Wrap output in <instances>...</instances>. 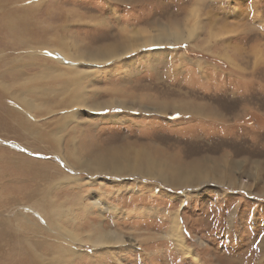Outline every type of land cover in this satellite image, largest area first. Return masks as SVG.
<instances>
[{
  "label": "rangeland",
  "instance_id": "obj_1",
  "mask_svg": "<svg viewBox=\"0 0 264 264\" xmlns=\"http://www.w3.org/2000/svg\"><path fill=\"white\" fill-rule=\"evenodd\" d=\"M12 19L40 33L49 27L89 54L130 52L76 68L97 74L93 83L81 81L88 87L77 95L94 103L80 100L84 107L36 120L67 140L72 158H64L67 143L29 150L16 125L0 121L12 126L0 128V217L37 220L14 199L39 183L13 170L11 163L29 158L62 178L48 196L63 227L47 231L46 241L69 234L78 256L66 264H264V61L254 66L250 54L264 44V0H0V49L14 47L5 23ZM159 32L165 41L146 43ZM135 56L143 60L124 64ZM7 104L0 93V119ZM12 186H23L20 196ZM9 199L18 202L3 210ZM175 212L182 242L199 262L171 241ZM90 228L101 231L97 247L73 241Z\"/></svg>",
  "mask_w": 264,
  "mask_h": 264
},
{
  "label": "bare ground",
  "instance_id": "obj_2",
  "mask_svg": "<svg viewBox=\"0 0 264 264\" xmlns=\"http://www.w3.org/2000/svg\"><path fill=\"white\" fill-rule=\"evenodd\" d=\"M5 23L6 29L9 32L11 45L14 47L10 48L7 45L9 48L1 47L3 49H0L5 56V58L1 56V60H4L0 71V93L11 101V104L5 105L8 108H6L5 114L1 116L0 121L11 122V125L14 123L21 133L20 136L18 135L19 140L29 145V150L40 151L41 148H46V145L49 148L59 143H67L63 147L64 158L70 159L73 155L69 150L70 147L68 148L67 146V140L57 136L54 133V128L51 130L44 129L47 126L45 127L43 123H39L36 120L51 114H64L67 109L73 107L75 104H82L83 101L94 103L89 98L83 99V95H77L81 94V89L84 90L88 87L84 86L81 81L96 78L97 74L77 72L75 71L76 68L80 64H85L83 62L86 60L90 64L106 63L107 60L117 58L125 54L122 52H128L129 50L128 48L118 47V49L108 48V50H101L100 53L93 52L89 54L90 52L87 51L89 49L77 47L72 42H63L57 38L49 27L43 28L44 32L40 33V28L29 22L26 24L19 23L12 19L7 20ZM14 31L18 33L13 34ZM159 33L155 38H151V40L146 39V43H161V39L165 41L166 39L162 32ZM7 49L9 53L6 55ZM160 54L162 56V53ZM39 56L54 60L64 66L66 70L43 63L42 60L39 61ZM153 56L156 59L157 54ZM137 58L143 60L142 56L130 57L125 59L124 64H130V61L134 64ZM159 61L157 59L154 60V63H156L154 65L159 66ZM30 70H33V73L29 72ZM4 76L8 79L3 80ZM89 82L93 83L95 79H91ZM76 87L79 89L72 92L71 90H74ZM17 88L20 89L19 92L18 90L15 91ZM50 99L56 101L50 104ZM80 100H82V103ZM0 128L10 132L12 126L6 128L1 126ZM19 156L23 157L22 154H17L16 162ZM27 159L29 158L24 159L25 161L23 160L22 164L11 163L14 164L13 170H16L15 173H18L16 175L19 176L29 175L30 178L35 177L39 183L33 185L30 183L29 189H27L23 196H20L22 193L20 190H23V186H12L11 189L18 193L17 196H20V198L14 197V199L19 200V204L24 206L26 210L32 211L36 215L37 220L30 222L24 219L23 223L20 221L14 222L12 218L7 219L4 217L6 211L2 213L4 216L0 217V264H66V262H70L78 256L74 249L76 244L69 238V234H55L56 238L63 241L62 243H49L46 241L47 231L51 228L58 231V227H63L61 216L57 219L60 206L56 205L48 196L49 192L52 196V191H55L50 190V188L59 189L62 187V178L45 171L46 162H40L37 166L34 165L33 160ZM79 163L80 161H78V165H80ZM170 173L174 174L176 172ZM190 173L192 175L193 170ZM206 177L207 173L201 175L199 178L205 179ZM191 178L183 176L182 183L189 184ZM165 180H167L166 176ZM14 199L7 200L8 204L3 207V210L7 209L9 204L18 202ZM55 199L68 200L71 199V196L63 198L61 195H57ZM47 214L51 216L49 224L40 227L41 222L47 220ZM27 223L31 224V226L26 225ZM72 223L74 224L75 221H72ZM169 230L171 231V241L178 252L183 256L190 257L193 261L199 262L191 250L182 242V238L179 235V220L176 212L170 215ZM50 232L53 233L54 231ZM79 232L81 230L75 234V238L73 239V241L77 240L75 243L84 244L86 242L97 247V244H100L101 240H103L99 229L90 228L87 231L86 229L82 230V233H86V238L81 237L82 234L80 236Z\"/></svg>",
  "mask_w": 264,
  "mask_h": 264
},
{
  "label": "crops",
  "instance_id": "obj_3",
  "mask_svg": "<svg viewBox=\"0 0 264 264\" xmlns=\"http://www.w3.org/2000/svg\"><path fill=\"white\" fill-rule=\"evenodd\" d=\"M220 25H223L224 23H219ZM224 28L220 29L223 30ZM225 50V49H224ZM223 51V50H222ZM221 51V52H222ZM234 51L239 52L241 54V49H234ZM258 52V53H257ZM253 53V54H252ZM252 53H250L253 56H256L254 58V62L252 65H257L258 62L264 61V44H256L255 47L252 48ZM243 55V54H242ZM243 59V57H242Z\"/></svg>",
  "mask_w": 264,
  "mask_h": 264
}]
</instances>
